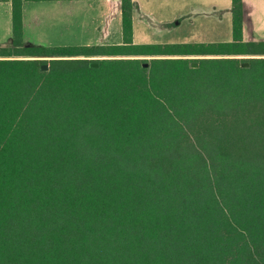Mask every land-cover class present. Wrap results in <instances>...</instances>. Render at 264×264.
<instances>
[{
  "label": "trees",
  "instance_id": "1",
  "mask_svg": "<svg viewBox=\"0 0 264 264\" xmlns=\"http://www.w3.org/2000/svg\"><path fill=\"white\" fill-rule=\"evenodd\" d=\"M9 1L0 264H264V39L242 0L229 41L135 43L120 0V43L72 46L24 45Z\"/></svg>",
  "mask_w": 264,
  "mask_h": 264
},
{
  "label": "crops",
  "instance_id": "2",
  "mask_svg": "<svg viewBox=\"0 0 264 264\" xmlns=\"http://www.w3.org/2000/svg\"><path fill=\"white\" fill-rule=\"evenodd\" d=\"M52 5L51 12L57 21L70 22L76 20L77 6L83 7L80 12L87 13V6L101 7L107 10L106 17L111 14L120 20V0H42L27 1L22 3L23 35L26 36V23L32 25L33 30L38 26L40 3ZM243 2V38L245 40L264 39V0H242ZM7 5L8 19L11 25V3L9 0L0 1ZM48 6V7H49ZM102 6V7H103ZM35 9V10H34ZM37 9V10H36ZM31 10H33L31 12ZM89 12V11H88ZM231 0H132V37L135 43L137 38H162L172 31L185 32L189 37L211 36L218 32L224 22H228L227 33L232 37ZM79 14V13H78ZM108 15H110L108 17ZM62 17V19H61ZM29 26V25H28ZM69 28V27H67ZM215 34V33H214ZM154 40V39H153ZM228 40V41H229ZM167 43V42H162Z\"/></svg>",
  "mask_w": 264,
  "mask_h": 264
},
{
  "label": "rangeland",
  "instance_id": "3",
  "mask_svg": "<svg viewBox=\"0 0 264 264\" xmlns=\"http://www.w3.org/2000/svg\"><path fill=\"white\" fill-rule=\"evenodd\" d=\"M38 8L40 12V21L35 30L31 29L32 25L26 23V36L23 37L24 45H51V46H72L84 44H116L122 41L120 35V20L114 14L106 17V9L104 6H87V13L80 12L83 7L77 6L76 20L70 22H61L56 20V16L52 14V5L40 3ZM35 10V9H34ZM37 10V9H36ZM31 10L30 14L33 13ZM89 11V12H88ZM79 13V14H78ZM62 19V17H61ZM29 25V26H28ZM228 22H224L218 32L214 31L211 36L189 37L185 35L183 30L172 31L162 42H219L228 41L230 34L227 33ZM69 27V28H67ZM264 32V30L262 31ZM137 42L150 43L160 41L162 38H137ZM12 46V37L10 29V21L8 19L7 5L0 4V48ZM41 59H50V57H40ZM88 58L96 59L98 56H90ZM142 58H150L148 56Z\"/></svg>",
  "mask_w": 264,
  "mask_h": 264
},
{
  "label": "water",
  "instance_id": "4",
  "mask_svg": "<svg viewBox=\"0 0 264 264\" xmlns=\"http://www.w3.org/2000/svg\"><path fill=\"white\" fill-rule=\"evenodd\" d=\"M91 65L94 66V67H96V66H98V63L97 62H91ZM143 65L144 66H148V63H143ZM243 65L244 66H247L248 63L245 62V63H243ZM191 66L192 67H197L198 66V63L197 62H192L191 63ZM47 67H48L47 64H42V66H41L42 69H47Z\"/></svg>",
  "mask_w": 264,
  "mask_h": 264
}]
</instances>
